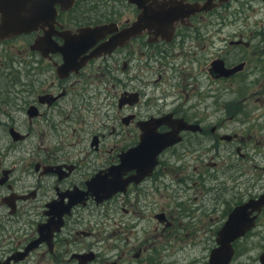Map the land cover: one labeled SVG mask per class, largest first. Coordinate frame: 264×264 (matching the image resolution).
Returning a JSON list of instances; mask_svg holds the SVG:
<instances>
[{"label": "flooded vegetation", "instance_id": "flooded-vegetation-1", "mask_svg": "<svg viewBox=\"0 0 264 264\" xmlns=\"http://www.w3.org/2000/svg\"><path fill=\"white\" fill-rule=\"evenodd\" d=\"M12 3L0 5V264L90 252L85 264H173V234H206L207 253L183 263L208 264L231 210L260 209L236 261L264 221V0ZM95 224L114 244L89 240Z\"/></svg>", "mask_w": 264, "mask_h": 264}, {"label": "rangeland", "instance_id": "rangeland-1", "mask_svg": "<svg viewBox=\"0 0 264 264\" xmlns=\"http://www.w3.org/2000/svg\"><path fill=\"white\" fill-rule=\"evenodd\" d=\"M233 24L234 23L232 21H229L227 24L223 26V28L227 30H231L233 29ZM13 44L14 46L12 48V52L15 55L16 54V41L15 40H13ZM11 154H12L11 155L12 157L17 156L16 150H13ZM107 226H110V224H108ZM94 227H96L95 233L89 240L95 242L97 239L103 238L104 239L103 246H100L101 244H96L97 245L96 247L99 250H102L106 244L107 245L114 244V238L110 237L106 233L112 229L111 226L109 229H107L104 224L100 226H97L95 224ZM251 234L252 235L250 237L249 236L243 237L241 240H239L238 245L240 246L239 250L241 251V254L238 256L236 261H230L228 264H256L257 263V261L255 263V259L257 258L259 251L262 249L264 245V221H263V224L259 222V226L255 227L251 231ZM201 235L202 234H198L195 237L194 243H191L189 239L188 238L185 239V237L182 241H178V240L174 241V239L173 241H171L172 238L175 236V234H173L169 238L167 236H162L163 239H168L170 241L167 249L164 251L168 253L169 256L172 257L173 264H184L183 260L186 257H189L191 259V254H193V257H195V255L198 252H203L205 255L207 253V246H208L209 241L206 239L207 237L206 234L202 236ZM132 240H133V236L130 235L129 241H126L124 238H120V240L117 241L116 244L120 249H122L121 247V243H122L124 244L123 248L126 249L130 247ZM248 247L250 249H248ZM35 259L36 258L33 259V262H20L18 264H38V262Z\"/></svg>", "mask_w": 264, "mask_h": 264}, {"label": "water", "instance_id": "water-1", "mask_svg": "<svg viewBox=\"0 0 264 264\" xmlns=\"http://www.w3.org/2000/svg\"><path fill=\"white\" fill-rule=\"evenodd\" d=\"M3 2L0 5H6L12 1L16 0H2ZM22 0H18V3H12L14 6L20 7ZM10 25H13L15 30H21L20 25L23 26L24 20L21 19L19 13L16 11L11 16ZM7 23V22H4ZM140 24V22H139ZM102 25H96L93 28L82 27L77 31V41L76 47L79 48L84 46L86 39L90 35L94 34L95 31L100 29ZM145 151V150H143ZM255 211L254 214H251L252 211ZM260 209H232L228 215V218L219 228L216 233L215 242L216 244L211 248L208 256V264H228L234 254L233 241L241 236H243L248 230H250L255 225V217ZM79 255V254H78ZM77 255V256H78ZM87 257V258H86ZM92 258L91 252L85 253L80 256L79 264H85L87 261H90ZM260 263L264 264V251L260 254Z\"/></svg>", "mask_w": 264, "mask_h": 264}, {"label": "bare ground", "instance_id": "bare-ground-1", "mask_svg": "<svg viewBox=\"0 0 264 264\" xmlns=\"http://www.w3.org/2000/svg\"><path fill=\"white\" fill-rule=\"evenodd\" d=\"M248 236V235H247ZM246 237V236H245Z\"/></svg>", "mask_w": 264, "mask_h": 264}]
</instances>
